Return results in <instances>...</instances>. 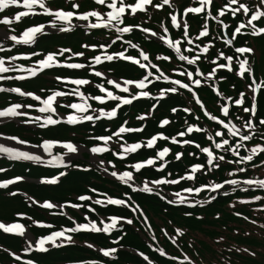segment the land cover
<instances>
[{
  "label": "trees",
  "instance_id": "1",
  "mask_svg": "<svg viewBox=\"0 0 264 264\" xmlns=\"http://www.w3.org/2000/svg\"><path fill=\"white\" fill-rule=\"evenodd\" d=\"M129 1L131 2L134 0ZM240 1L247 3L249 7L258 2L254 0ZM220 2L216 0L213 1L211 12L213 16L209 17L207 21L209 30L207 38L200 37L197 39L205 23L204 17L207 13L201 15L190 12L185 16V21L189 26L188 34L194 38L196 42L203 46L204 43H209V41H211L209 51L206 54L200 53L196 46L188 44L187 41L183 39L184 30L182 28L177 29L171 24L170 12L178 10L182 13L185 8L193 4V0H177L171 4V7L164 5L160 11L148 9L138 16L128 17L127 22L137 25L143 24L150 28L159 29L161 21L165 20L173 39L180 40L185 47L189 45L193 49L192 55L197 54L200 56L198 68H200L204 74H208L212 71V68L215 66L212 61L215 59L218 52H224L231 56H239V54L234 53V47L250 46L253 49V55L248 54L247 56L249 65L254 69V76L256 79L264 83V33L259 35L251 34L253 31L264 27V18H260L254 23L255 29L246 26L242 33L237 35L234 45H226L224 43L225 35L223 33V27L216 19L212 18L216 16L217 9L220 8L222 4H226L228 0H220ZM89 6H92L91 1L82 4V8H87ZM220 19L223 21V24L229 26L226 28V32L228 36L231 37L234 26H236L238 22L243 21L244 16L239 13L237 16H232L230 13L226 12ZM129 37L150 52L152 58L160 63L163 68L174 77L177 76V74L173 72L174 69H190L193 71L197 68L194 65L189 66L185 61H180L177 55L161 41H150L138 31L132 32ZM48 40H52L54 43L70 44L73 45V47L75 46V49H78L80 47V42L84 40H89V42H91V38L78 36L76 33L68 34L67 36L54 35L48 37ZM48 46H46V49ZM162 53L169 56L170 59H157V57H162ZM184 53L188 52L184 50ZM216 62L221 63L225 61L221 57ZM105 68L118 77L134 78L141 74L135 65L123 61L113 62L105 66ZM54 73L62 75H88V77H93L98 80V78L91 76L84 70L71 72L68 70H55ZM215 77L218 80L217 86L224 97H220L214 91L216 84L210 79L199 77L202 83L194 87V90L205 104L208 111L221 119H223L224 116L220 113V105L226 104L225 98H240L239 94L244 93L243 106H237L233 103V100H231V109L229 111V118L233 123L237 124V126H240L250 115V113L243 112V107L252 106V97L254 94L250 90L249 85L253 84V77L246 76L241 78L234 72H229L225 69H218ZM220 77H224V79L221 80ZM29 85L34 88L33 84L29 83ZM170 86L171 82L162 83L157 81L151 89L158 91ZM90 90L93 92L97 91L94 87H90ZM255 98L256 115L253 119V123L256 126V130L248 141L240 142L243 147L238 149V156H233L232 153H225L223 149H214L211 142L207 140V135H214L218 127L222 129V126H218L216 122L204 115L201 107L195 103L193 96L186 89H179L177 93H169L165 98L158 100V105L153 110L151 117L144 121L137 119V117L141 112L147 113L156 99L135 101L132 105L122 108L118 119L111 123L113 126H116L120 122L127 120L130 127L140 126L145 123L142 131L131 133L127 136L129 140L149 137L158 132H163L169 137L176 136L178 132L185 129V122H187V124L197 125L206 130L204 133L195 131L193 134H186L185 139L193 140L202 147H213L216 156L224 155L225 161L216 160L215 163H218L219 167L212 168L211 171H208V168L211 166L206 165V155L200 153L195 146L170 144L174 154L180 152L182 153V158L176 160L173 154L168 158L169 163L165 165V168L159 171L153 167L144 168L139 173L141 178L158 179L165 177L168 179H175L180 175H184L186 171H190L189 167L195 163L204 164L205 168L201 173L196 174L195 180L180 181L177 185H164L166 189L179 191L185 187L199 186L201 184H209L210 182L220 183L230 178H240L242 180L264 179V164L261 163L264 161V152L258 151L251 161H243L240 164L226 162L239 160L240 157L249 155L251 149L257 144L264 146V138H262V136H264V126L259 125V120L264 118V88L259 89ZM189 103L192 104V111L190 113H185L183 108L189 106ZM114 104L115 102H112V105ZM172 108H176L177 111L175 113L171 112ZM165 117L170 119V123L166 127H160L159 121ZM108 126L109 124L105 121H100L96 126L80 125L69 127L67 125H61L58 128H49L43 131L37 130L36 137L49 136L71 138L74 137L71 133L81 132L82 130H93L94 134H107L111 133L114 129L111 128V130H107L106 128ZM12 130L21 132L16 129ZM223 131L226 133V129ZM241 131L244 134L247 133L246 129H241ZM30 138L38 140V138ZM214 139L218 140L219 138L214 137ZM237 139H239V137L231 139L230 143H235ZM81 140L86 144L91 143L90 139L83 138ZM159 144L163 146L165 141L160 140ZM153 153L154 150L141 149L136 154H132L127 159V162H135L138 159L147 158ZM189 153H193V155H189ZM77 162L84 163L82 160ZM159 163L160 161L157 164ZM238 168H244L245 171H236ZM17 170L18 169L13 170L2 176L24 173L29 176L38 177L40 175H50L52 173L41 171L40 168H33L31 172H25L23 168ZM230 173L231 175H229ZM19 187L40 199L51 198L57 200L70 199L73 194H80L83 191L92 193V189L119 196H122L121 194L123 191H126V194H129L132 199L143 207L152 222L156 233V245L158 248L168 252L171 256L183 258L184 255H187L194 264H264V189L249 187L244 183H240V187L232 191V188L235 186L230 184L214 193L209 191L196 195L201 201L207 200L210 195L215 197L207 203L196 204L194 207L185 205L175 206L167 203L166 199H160L156 194L149 195L140 191H133L125 186L123 187L121 184L109 180L94 168L87 171L72 169L57 186H42L36 183L24 182L19 185ZM256 196L261 197V199H252ZM20 198L21 197L16 200L21 202L23 210L25 209L39 218L45 217V212L42 213L40 210L38 211L28 206L27 203V205L23 204ZM99 212L105 215H131L127 209L115 206L106 208L100 207ZM237 213H239V215H237ZM12 216L13 212L8 217ZM51 221L58 226L62 223L71 224V221L64 217H60L59 219L54 218L51 219ZM135 223L137 226L136 229L130 225H124L122 230L117 231L113 235L114 237H122L120 244L145 252L159 264H187L186 261L173 260L172 258L162 256L154 251L143 236H148L149 232L143 224L142 219L138 218L135 220ZM162 228L167 229L172 236H176L178 238V243L175 244L167 238ZM177 229L182 230V234L177 235ZM34 230L37 232L36 229ZM79 236L80 239H87L100 246H107L110 244V237L104 234L90 233L81 234ZM0 242L16 249H20L23 246V239L17 237L2 235L0 236ZM237 249H239V251H237ZM245 249H247V251H245ZM252 253H254V255ZM117 254V259L111 260V264H147L146 261L132 251L121 249ZM34 257L44 264H67L69 262L89 260L94 257L103 259V257L94 250L83 245L75 244ZM84 264L93 263L86 262Z\"/></svg>",
  "mask_w": 264,
  "mask_h": 264
},
{
  "label": "snow or ice",
  "instance_id": "2",
  "mask_svg": "<svg viewBox=\"0 0 264 264\" xmlns=\"http://www.w3.org/2000/svg\"><path fill=\"white\" fill-rule=\"evenodd\" d=\"M94 2L98 5H106L109 11L106 12V19H101L102 13L99 11L92 9L84 12H79V11H74L78 10L80 5L76 2H73L71 4V9L73 10H63V9H53L52 7L48 6L45 2V0H0V12H2L4 9L8 8L10 5H18L22 3L23 8L26 11H18L15 13L14 17L12 19L19 21L21 17L27 16L29 14H35L37 6L39 7V10L46 15H49L52 17V20L49 21V24L52 28L57 27V22H62L61 27L59 28L60 31H71L72 29V19L75 17L79 21H89L90 17H95L98 22H89L87 24L81 25L84 30L87 32L90 29H96L98 27H109L111 26L112 28H115L117 32H129L133 27H139V25H128V26H121L117 27V25L122 24V15L125 13L126 9L131 10V13H135L137 10H145V6L151 4L155 8H160L163 5H168L171 7L170 0H160L159 3H155L154 0H135V3L128 5L124 3V0H94ZM213 5V0H199V6L197 7H188L184 9L185 13L192 12V13H201L205 8H210ZM228 12L232 16H237V14H241L245 17V20L238 23L236 26H234V29L231 32V37H224V43L226 45H234V41L237 38L238 34L242 33V29H244L246 26H251L253 29H255V25L252 23L255 20H258L260 18H264V0H258L257 3H254L251 7H249L248 4L240 2V0H228L227 4L222 5L220 8L217 9V13L215 17H212L213 19H216L223 28H228L229 26L227 24H223V21L220 19L225 15V13ZM211 12L209 11L207 15L204 17L205 23L201 29V31L198 34L197 39L199 37H205L207 38L209 34L208 26H207V21L208 18L211 17ZM171 22L172 25L175 27L177 26V16L176 15H171ZM0 23H3L6 26H9L11 24V20L9 19L8 16H3L0 18ZM45 25L44 24H38L34 26H29L26 28L19 36L13 35L11 36V40L15 41L17 43H24V44H30L34 41V38L38 35L44 32ZM161 28L164 30V32H167V28H164L163 23L161 24ZM184 29L188 28V25L185 23L183 25ZM145 32H149L150 30L145 28L143 29ZM261 33H264V28H260L258 31H253L251 34L252 35H259ZM152 35L157 36L159 35L158 33L153 32ZM161 40L164 41V43L167 44V46L171 49H174L176 55L178 56L180 61H185L189 66L191 65H196L198 60L200 59L199 56L197 55H192L193 49L187 48L185 49L184 44L180 43L178 40H172L168 39L166 36H160L159 37ZM116 39H120L119 36L116 37ZM183 39L187 41L188 44H192L193 41L186 35H183ZM130 47L132 48H137V45L132 44L130 41L127 42ZM211 45V41L209 43H204L203 46H200L199 44L196 45V48H198L200 53H207L209 51ZM81 47L84 48H106L108 45L106 44H85L81 45ZM182 49L187 51L189 54L185 55L182 53ZM0 51H3V49H0ZM252 49L249 47H234V53L237 54H245V53H252ZM125 52H127V49H124L123 51L117 52V53H103L101 55H96L91 57V65H99L102 63V59L104 61H112L114 58H120L124 61H130L134 64H137L141 69H146L148 67H151L153 69H156V72L158 75H154L152 72H148L146 75H143L140 79L138 80H130V79H125L123 82V86L117 82L114 79H107V84L108 85H114L115 89H121L123 92L127 93L129 92L128 85L134 84L139 91H137L135 94H130L129 97H125L123 95H117L114 94L112 90L107 89L103 84H96L95 87L99 89L100 93H106V95H95L91 96L90 99L94 101H99L103 103L105 100H111V101H118L116 103L115 107L111 108L108 111H105L104 108H100L98 110L99 115L93 116V115H88L84 114L86 113V110L90 105L87 104L84 94L80 91L79 87H76L72 90V92H62V91H57V90H51L50 94L46 96V98H41L39 95H35L32 92H22L20 88L18 87H13V88H8L4 89L0 87V90L3 91H9V92H15L19 93L21 95L25 96H31L33 97L34 100L40 101V104L42 106L39 107L38 111L40 113H49V115H46L43 117V123H41L39 126L41 128L46 127L48 125H56L60 122L59 118L54 119L51 114L56 112V108L53 106L54 101H56L57 97H62V96H70V95H75L80 97L81 102L80 103H71L64 105L65 107L75 109L78 112L81 113L80 116H76L73 114H69L67 116V123L69 124H75L80 120H91L95 121L100 119L101 117H108L112 118L117 115V109L121 107V105H127L130 104L132 101L136 100L138 97H149L151 94L149 91L146 90L147 84H151L153 79L155 80H164V81H169L170 77L169 75H165L158 67L156 64H152L149 61V56L147 53L144 51H140L138 53L139 57L143 58V61H148V64H145L141 62L140 59L133 57L131 55H125ZM64 53H71L72 56L80 57L84 56L83 52H71V49L63 48L60 49L58 52H49L43 56L42 59L35 60V65L38 67H32L29 66L27 69L23 67V65L19 66V68L16 67L14 64L15 60L18 59L17 56H8V57H2L0 56V73H7V72H12V71H25L28 76H35L38 72H40L42 69L45 68H51L53 66H64L69 69H84L86 67L85 64L83 63H65L64 61L57 60L56 57L58 56H63ZM24 55V58L27 59L29 56H36L39 55V53H27V54H21ZM223 58L225 63H217L216 61L219 60L220 58ZM5 59L8 61H12V64L5 65ZM157 59H163V60H169V56H163V57H157ZM233 61H235L236 67L233 66ZM212 63L215 65V67L212 68V71L208 73V76H215L217 73V69H226L229 72H234L236 75L240 77H254V69L249 65L248 57L244 56L243 59H241L239 56H230L225 54L224 52H218L215 59L212 61ZM91 65H88V68L90 71L94 73L95 76L101 77L104 75L102 71H97L95 68L91 67ZM180 75L184 78V82L181 79H171V86L166 88V89H160L158 91V96L159 97H164L169 93H177L179 89H186L191 93L193 96L195 103L201 107V109L204 111V115L208 116L212 121L216 122L218 126H222V129L218 127V129L214 132L213 134L207 135V140L211 142V145L214 146V149H223L225 153H232L233 156L238 155V149L240 147H243V145L240 143L241 141H248L250 137L253 135V133L256 130V126L253 123V119L256 115V103H255V95H253L252 100V106L251 107H243V112L245 113H250L248 116L247 120H245L240 126H237V124L233 123L232 120L229 118L230 117V112H229V106L227 104H221L220 105V112L223 113L224 118L221 119L217 115H213L209 113L201 102V100L197 97L196 92L193 91L191 85H197L199 86L202 81L196 77L204 75L201 73L200 69L197 67L193 71H188L187 69H184L180 72ZM13 77L5 76V75H0V80H7V79H12ZM15 79H23L22 76H16L14 77ZM56 80L58 81H68V77H61L57 76L55 77ZM221 80L224 79V77H220ZM70 83L76 86H82V85H87L90 83L88 79L84 78H75V79H70ZM249 87L252 88L253 93L256 92L257 89L264 88V83L261 84H256L253 82V84L249 85ZM215 90V89H214ZM43 91V89L41 90ZM219 95V93H218ZM240 98H231L227 97L226 99L233 100V103L237 106H243L244 104V93L239 94ZM58 103V101H57ZM21 107L20 104H10L9 106L0 109V117H5V116H21V115H26L24 112H18L17 109ZM25 107L31 108L32 105H25ZM152 108H156V104L152 105ZM177 111L176 108H172L171 112L175 113ZM183 111L185 113H190L191 108H184ZM151 110L147 114H143L141 116H138L137 119L143 120L145 119V116L150 115ZM198 119V118H197ZM41 120L40 116H36L34 120H26L25 123H35ZM170 121L165 118L159 121L160 126H164L169 124ZM125 124H127V121H125L123 124L120 125L118 128L117 132H114L112 135L113 136H118L119 134L126 133V132H139L141 131L143 125L139 128H129L126 127ZM259 125L264 126V118H261L259 120ZM226 129V133L223 131ZM241 129H246L247 133L244 134L242 133ZM193 131L204 133L206 130L203 128L198 127L197 125L194 124H187L185 122V129L183 131H180L176 134V136L172 137H167L164 136L163 133H157L153 136H151L149 139H147L146 143L143 144L144 147L147 148H152L155 142L157 141L158 137L163 140H171L172 143L175 144H195L193 140H178L177 137H184L187 133H192ZM214 137L219 138L218 140L214 139ZM227 137V138H226ZM239 137L235 141V143H230V140ZM112 137L111 136H99L95 137V139L100 140V141H109ZM264 138V136H262ZM8 139L16 140L20 144H25L27 141L25 140H20L19 138L13 136V137H8ZM59 143L58 141L54 140H43L42 141V146L45 152H50V147L53 144ZM33 147H37L34 145ZM63 147L67 149L69 152H75L76 148L71 142H64ZM120 147L123 149L122 152L114 153V155H119L123 157L127 153H133L136 152L138 149L142 147L141 142H136L132 144H127V145H120ZM195 147L199 150L200 153L206 154V165L211 166L208 168V171H211L212 168H218L219 164L215 163L214 161H225V156L224 155H219V156H214V150L213 147L205 146L202 147L200 144H195ZM107 149L106 147H99V146H94L91 148V152L93 153H102L105 152ZM264 152V146H261L257 144L251 149V152L249 155L242 156L240 157L239 160L235 161H226L227 163H237L240 164L243 161H251L253 156L257 152ZM170 152V149L168 147H164L162 149H159L156 151L155 157H149L143 161H138L131 165L132 169L135 171H139L141 168L144 166H152L155 168L157 171L164 169L165 165L169 163L168 160L165 159L166 155ZM0 153H4L8 156L9 159L13 160H30V161H41L42 158L38 155L32 154L28 151H22L16 148L12 147H6L3 144H0ZM189 155H193V153H189ZM182 158V153L177 152L175 154V159L180 160ZM160 161L159 164L156 162ZM49 163L53 164H63V159L60 155H55L51 157V160ZM103 164V162H101ZM109 163H111L109 161ZM264 164V161L261 162ZM205 168L204 164H199L195 163L190 166V171H186L184 175H180L175 179H168L165 177H161L156 180L152 181H143L142 182V187H139L138 189L134 187L132 184L129 182L133 180V172L131 171H112L111 175L113 177H116L120 182L123 184L128 185L130 188H132L133 191H140L143 193H155L157 196L160 197V199L165 200L167 199V203L169 204H201V203H207L210 200H213L215 197L214 196H209L207 200L201 201V200H190L185 196L181 195V192L184 193H196L199 194L203 189H208L210 192L217 190V189H222L223 185L221 183H210V184H201L199 186H193V187H185L182 188L180 191L172 193V196L174 197L173 199H168L166 196L161 195L159 191V187L161 185H177L180 183V181L184 180H189L193 181L195 180V175L198 170L203 171ZM4 171V169L0 168V172ZM107 171V169H105ZM236 171L239 172H244V168H238ZM60 176H63L64 173L61 172L59 173ZM231 175V173L229 174ZM22 177H14L13 180H8V181H0V188H5L7 185L13 183L14 181L21 180ZM42 182H50V183H56V177H52L51 180H42ZM225 184H231L234 185L235 187L232 188V191H235L237 187H240V182L233 179V180H226L224 181ZM244 183L249 186V187H256L260 189H264V179H247L244 181ZM245 190V189H241ZM92 191H96L95 189H92ZM226 194V193H225ZM10 195H15V193H10ZM127 195V194H125ZM78 200L80 201H87L91 199V197L87 195H81L77 197ZM106 202L110 205H126L128 207H131V205L128 203L127 200L121 199V198H113V197H106ZM252 199L254 200H259L261 197L256 196L253 197ZM35 203V201H33ZM246 202V201H242ZM94 204L100 205L104 203L101 199H95L93 201ZM42 207L45 208H53L55 207L54 204H52L49 201H44L43 204L41 205ZM72 207L75 208H80L82 205L80 204H75L71 205ZM63 207V205H61ZM91 211H95L94 208H91L89 206ZM138 208V206H137ZM137 208H134L133 211H136ZM143 215V213H140ZM187 214V213H186ZM22 215V214H18ZM239 215V213H237ZM85 219H87V216H85ZM125 219L123 217H116V216H111L108 218L110 223H104L103 220H101V223L104 224L103 229L98 228L97 224L95 221H89L88 223H76L75 227L72 228H67V229H61L58 231H53L48 235L42 236L39 239L35 241V250L41 251V252H46L48 249L45 247L46 243L51 244L53 247H60L62 244L65 243H74L72 240V237L69 235H66L68 232H76L79 230H91L93 232H99L103 231L105 233L111 231L113 227L116 226L117 221ZM127 223L131 224L132 220L127 219ZM75 223V222H74ZM0 229H3L4 232H15L17 234L23 235L24 233V227L23 225L19 223H13V224H8L5 225L4 223L0 222ZM177 235L182 234V230L177 229L176 230ZM167 235V233H165ZM58 238H63L60 243H57ZM89 248H92V244L87 245ZM151 246V245H150ZM33 250V245L28 244V246L24 249V252H30ZM104 256H111L116 252L115 248L111 249H98ZM160 254L167 255L162 249H158ZM239 251V249H237ZM247 251V249H245ZM254 255V253H252ZM12 255L15 257L16 260H20L21 257L16 256L14 253ZM140 255L143 257V259L147 262V264H154V262L147 256L144 255V253H140ZM173 260H176V257H172ZM186 261L187 264H194L193 261L187 256L184 255L182 258V262ZM25 264H35L34 261L32 260H27L25 261ZM76 264H82V262H76ZM94 264V262H93Z\"/></svg>",
  "mask_w": 264,
  "mask_h": 264
},
{
  "label": "rangeland",
  "instance_id": "3",
  "mask_svg": "<svg viewBox=\"0 0 264 264\" xmlns=\"http://www.w3.org/2000/svg\"><path fill=\"white\" fill-rule=\"evenodd\" d=\"M148 6H150V5H148ZM22 59H25V58H22ZM26 60H29V58H27ZM13 62H5V65L7 66V65H9V64H12ZM27 64L28 63H30V62H26ZM32 63H34V62H32ZM14 64H15V62H14ZM16 65V67H18V64H15ZM30 66V65H29ZM128 89H131V87L130 88H128ZM58 98V97H57ZM56 98V99H57ZM23 109L22 108H19V111L21 112ZM104 145L105 146H107V147H110V146H112L113 145V142L111 141V140H109V141H107V142H105L104 141ZM54 149V151H55V153L54 154H56V153H58L59 151L60 152H65V154H67V156H68V158H70V159H72L73 157H75V156H82V154L83 153H85V150H76L75 152H69V151H67V149H65V148H61V147H58V148H53ZM54 154H52V155H54ZM47 155H45V153H44V151L43 150H41V154H40V157H46ZM70 159L69 160H67V161H65L63 164H68L69 162H70ZM89 161L90 162H92L93 164H95V165H100V162H99V160L96 158V157H92V158H90L89 159ZM101 165H102V163H101ZM114 178H116V177H114ZM117 179V178H116ZM132 181H134V179L132 180ZM171 196H172V194H170ZM181 195L182 196H185V197H187V198H189V196H190V193L189 194H185V193H181ZM173 197V196H172ZM174 198V197H173ZM102 201H104V200H102ZM104 203H105V201H104ZM77 210H79V208H76ZM104 221V223H110V221H106V220H103ZM89 222V221H88ZM88 222H83V223H88ZM95 222H97L96 220H95ZM98 223V224H97ZM96 224H97V227L98 228H101V229H103V227H104V224L103 223H101V220H99L98 222H97ZM63 238H58L57 239V243H60V241L62 240Z\"/></svg>",
  "mask_w": 264,
  "mask_h": 264
}]
</instances>
